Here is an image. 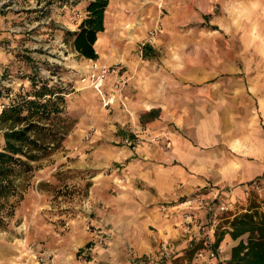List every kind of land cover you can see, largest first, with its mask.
Masks as SVG:
<instances>
[{
  "label": "rangeland",
  "instance_id": "obj_1",
  "mask_svg": "<svg viewBox=\"0 0 264 264\" xmlns=\"http://www.w3.org/2000/svg\"><path fill=\"white\" fill-rule=\"evenodd\" d=\"M119 1L111 13L136 21L137 30L122 29L112 19V45L122 47L112 53L119 51L124 59L91 66L65 34L78 27L86 14L83 6L0 0V105L9 99L3 88L14 93L31 84L25 69L33 62L69 91L66 140L23 176V196L12 197L15 213L0 228V264H196L186 245L165 249L163 238L149 240L154 227L142 220L144 214L131 217L132 222L121 216L120 225L113 223L117 217L111 211L101 218L90 189L117 194V176L126 164L116 159V151L127 149L135 156L149 139L144 128L148 116L142 120L141 115L152 105L163 108L157 117L163 124L181 131L183 126L206 145L211 128L217 137L228 135V115L231 123L237 117L264 119V0H155L148 9L139 1ZM145 42L153 44L155 56L143 55ZM121 64L126 77L110 71L104 89L109 93L121 77L117 94L122 101L105 105L91 73ZM235 97L243 99L242 106L235 107ZM161 98L167 104L162 108ZM133 138L139 139L135 148L129 143ZM263 202L264 196L253 193L247 204L262 210ZM172 203L162 201L158 208L164 211ZM98 206L103 212L109 204L100 201ZM135 230L146 239L142 246L158 248L139 255L143 248L133 239ZM213 258L227 260L218 254Z\"/></svg>",
  "mask_w": 264,
  "mask_h": 264
},
{
  "label": "crops",
  "instance_id": "obj_2",
  "mask_svg": "<svg viewBox=\"0 0 264 264\" xmlns=\"http://www.w3.org/2000/svg\"><path fill=\"white\" fill-rule=\"evenodd\" d=\"M117 1L120 2L119 0H110L107 9L110 12L108 17L107 14L105 16V29L100 33L95 46L99 56L96 59L85 57L88 65H97L98 61L124 59V55L119 51L112 53L119 48L121 50L122 47L121 43L116 47L112 45L110 38L116 32V28L114 25L112 26L111 20L114 19L115 22L118 20L121 22L119 27L123 29L125 26L129 31L137 30L135 28L137 23L117 18L118 15L113 16L111 11L117 7ZM135 1L144 3L142 6L148 9L149 6H152V1L155 0ZM58 2L60 1L58 0ZM84 4L85 0H81L72 6L76 8L82 7ZM151 21L148 20L150 24ZM142 27H140V31L143 30ZM258 27L256 26L257 32L259 31ZM154 49L152 44L151 55L145 57L155 56ZM121 72L124 73L123 64L117 67V74ZM124 75L126 77V73ZM105 82L107 85V79ZM120 101H122V97L119 93L116 95L115 102L119 103ZM163 101L166 100L161 98V108L167 105ZM234 101L235 107L242 106L244 103L242 98L235 97ZM232 104V99H228V107H232ZM153 108L159 109V115L160 111H163V108L160 109L155 105L148 107L147 111ZM233 109L229 108L230 111ZM147 111L141 115L142 120L148 116L145 115ZM157 117H147L144 128L149 139L138 147L135 156H132L133 153L127 149L116 151V159L126 164L117 176V194L102 193L98 186L92 187L90 191L94 196V207L100 211L97 213L103 215L101 218L111 211L113 216L117 217L112 219L113 223L120 225L121 216L128 217L131 221V217L140 219L139 216L144 214L142 220L148 226L154 227L150 229L154 239L149 237V240L153 241L157 237L160 241V238L169 236L168 238L175 245L185 246L189 242L183 227L184 215L187 211L194 213L198 228L206 229L212 209L216 211L225 199L219 192L220 188H233L236 195L241 193L247 183L264 180V119L261 116H253L250 119L237 117L235 123H231L232 117L228 115V135L224 138L217 137L216 128H211L208 133L209 141L206 145L197 143L198 141L194 140L183 126H180L182 131L171 128L170 125L163 124V121ZM168 140L171 145L166 144ZM103 189H106V186ZM217 193L220 195L215 197ZM184 198L185 200L191 198L192 201L186 203ZM172 200L175 203L169 204L166 210L161 211L158 208L160 202ZM100 201L109 204L106 211L102 212L98 206ZM101 218L96 217V220ZM106 218L109 219L108 215ZM174 230L176 233L172 232ZM133 237L139 247L143 245L141 241L146 240L142 239L136 230ZM236 243L237 241L232 238L231 234L227 233L218 250L220 259L222 257L228 259L231 255V247ZM142 248L139 255L153 251L158 247L152 244L148 248L149 250L145 246ZM217 263L214 258H207L202 264Z\"/></svg>",
  "mask_w": 264,
  "mask_h": 264
},
{
  "label": "trees",
  "instance_id": "obj_3",
  "mask_svg": "<svg viewBox=\"0 0 264 264\" xmlns=\"http://www.w3.org/2000/svg\"><path fill=\"white\" fill-rule=\"evenodd\" d=\"M59 1L75 5L81 0ZM109 3L110 0H85L86 14L78 27L65 30L76 50L86 57L96 59L99 56L95 46L105 29ZM150 49L152 44L145 42L143 55L150 56ZM40 66L33 62L30 70L25 69L30 85L14 93L10 87L3 88L9 99L3 101L4 106L0 110L3 138L0 148V228L6 227L15 213L16 203L12 197L23 196V176L34 169V161L61 146L69 131L65 116L68 87L61 80L54 81L53 77L42 74ZM145 115L157 117L159 109L153 108ZM259 207L252 204L247 210L232 216V213H219L224 220L220 225L228 223L230 228L222 227L219 231L218 227L213 235L189 241L186 245L188 258L192 259L199 248L218 249L225 235L230 233L238 242L231 247L230 257L217 264H264V210Z\"/></svg>",
  "mask_w": 264,
  "mask_h": 264
},
{
  "label": "built area",
  "instance_id": "obj_4",
  "mask_svg": "<svg viewBox=\"0 0 264 264\" xmlns=\"http://www.w3.org/2000/svg\"><path fill=\"white\" fill-rule=\"evenodd\" d=\"M110 71H117V67L115 66H103L98 71H93L91 73V77L93 78V82L95 87L98 89L99 93L102 95L104 99V104L111 106L116 99V95L118 92V88L120 85L123 84V79L119 77L115 81V87L112 88V90L107 93L104 89V83L106 81L107 74ZM4 106V102L1 103L0 109ZM128 140V139H127ZM130 144H132V147L135 148L136 145L139 143V139H131ZM167 145H171L170 141H167ZM219 192L224 196V201L217 207V210L212 209V215L209 218V225L206 229L198 228L197 222L194 216V213L192 211H187L184 215V232L187 233L186 237H188L189 241L191 240H200L202 238H206L208 235H213L215 230L218 228V226L221 224L223 217L219 216V213H232L233 214L245 211L248 209V199L251 197L253 193H256L260 196H264V180H256L252 181L251 183H247L241 190V193L234 194L233 188H223L219 189ZM220 194L217 193L215 197L219 196ZM192 199H186L184 202L188 203L191 202ZM245 203H244V202ZM243 204V205H242ZM262 210H264V202L262 206ZM223 228H230V225L224 224L222 225ZM162 246L165 249H173L176 245L169 239V238H163L161 240ZM218 249H214L211 247H205V248H199L195 253V260L196 264H202L204 260L207 258H213L217 256Z\"/></svg>",
  "mask_w": 264,
  "mask_h": 264
}]
</instances>
